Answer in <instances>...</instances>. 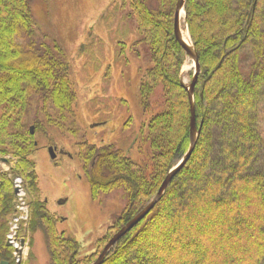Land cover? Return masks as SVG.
<instances>
[{
	"label": "trees",
	"instance_id": "1",
	"mask_svg": "<svg viewBox=\"0 0 264 264\" xmlns=\"http://www.w3.org/2000/svg\"><path fill=\"white\" fill-rule=\"evenodd\" d=\"M34 2L0 0V157L12 164L0 169V263L14 257L7 244L17 211L14 178L35 189L36 135L49 127L63 131L78 100L70 61L44 40ZM122 2L149 60L139 88L147 117L137 145L142 158L89 138L79 143L78 156L94 190L127 193L119 220L125 224L188 151L191 103L182 79L187 53L174 32L178 0ZM184 25L201 64L194 90L197 144L155 207L102 264H264V0H187ZM156 89L158 107L151 100ZM44 202L31 200L30 227L44 230L50 264H93L98 256L79 259L77 240L56 229Z\"/></svg>",
	"mask_w": 264,
	"mask_h": 264
},
{
	"label": "rangeland",
	"instance_id": "2",
	"mask_svg": "<svg viewBox=\"0 0 264 264\" xmlns=\"http://www.w3.org/2000/svg\"><path fill=\"white\" fill-rule=\"evenodd\" d=\"M34 7L44 40L70 61L78 100L76 112L69 115L63 131L49 127L47 134L36 135L39 145L32 155L36 162L35 189L31 191L23 177L14 178L15 186L16 178H20L25 190L24 196L16 194L18 207L13 216L24 217L15 235L26 241L21 264H50L44 230L30 227L33 199L45 200L46 209L55 216L56 229L77 240L79 259L92 260L124 225L119 220L129 205V196L122 188H92L78 156L79 143L85 138L99 139L103 144L123 148L136 161L141 160L137 145L142 143L139 134L147 117L141 108L139 88L141 74L149 65L148 55L137 43L135 21L128 16L129 7L122 0H35ZM235 7L238 9V2ZM184 21L185 14L182 25L187 29ZM193 74L194 62L187 56L182 67L186 85ZM159 89L151 98L155 107L162 103ZM99 106L105 111L94 112ZM105 119V127L98 125ZM73 127L79 131L72 132ZM215 132L213 129L210 134L212 143L217 138ZM49 138L57 143L55 158L51 157L49 146L56 145ZM2 158L8 159L0 157V169L9 171L12 164ZM12 219L7 239L15 232ZM10 246L14 257L9 264H18L14 246Z\"/></svg>",
	"mask_w": 264,
	"mask_h": 264
},
{
	"label": "water",
	"instance_id": "3",
	"mask_svg": "<svg viewBox=\"0 0 264 264\" xmlns=\"http://www.w3.org/2000/svg\"><path fill=\"white\" fill-rule=\"evenodd\" d=\"M187 0H178L176 4V10H175V18H174V32L175 36L178 40V42L183 46L185 49L187 56L193 60L194 62V74L192 77V80L189 84L186 85V89L189 93L190 98V127H191V135H190V147L186 154L182 157V159L168 172L167 176L164 178L157 194L152 199V201L144 207L138 214H136L133 218H131L129 221H127L118 231H116L112 237L109 239L107 244L104 246L103 250L97 257L96 261L93 264H102L106 255L109 253L111 248L114 246V244L122 237L124 236L129 230H131L136 224H138L145 216L155 207L157 202L161 199L163 196L169 182L172 180V178L186 165L188 162L190 156L192 155L195 146L198 141L200 129L197 127L196 124V110H195V104H194V90L195 85L198 80L199 73L201 71V64L199 61V57L197 54V51L194 46V50L192 51L187 41L184 39L182 30H181V15L184 11L185 14V5ZM31 132H34V126L31 127ZM49 152L52 158H55L57 156L56 148L54 146L49 147ZM3 161H8L7 158H2ZM18 192V188H15V193ZM8 245H11L10 241H7ZM22 244H24V239H22ZM0 264H9V261L3 260ZM18 264H21L19 261Z\"/></svg>",
	"mask_w": 264,
	"mask_h": 264
},
{
	"label": "built area",
	"instance_id": "4",
	"mask_svg": "<svg viewBox=\"0 0 264 264\" xmlns=\"http://www.w3.org/2000/svg\"><path fill=\"white\" fill-rule=\"evenodd\" d=\"M16 188H18V196H24L25 195V190L23 188V182L20 178H16ZM21 198V197H20ZM22 199V198H21ZM20 203V202H19ZM18 205L16 204V209H17ZM20 209H23L21 207H19ZM20 216V215H19ZM15 216L12 219V224H13V229H15V232L12 233L11 235L8 236V240L11 242V244L14 246L15 251H16V256H17V260L18 262L21 260L22 258V254L24 252V245L21 242V238H18V236H15L17 234V230H19L20 225H21V219L23 220L24 217L23 216Z\"/></svg>",
	"mask_w": 264,
	"mask_h": 264
},
{
	"label": "bare ground",
	"instance_id": "5",
	"mask_svg": "<svg viewBox=\"0 0 264 264\" xmlns=\"http://www.w3.org/2000/svg\"><path fill=\"white\" fill-rule=\"evenodd\" d=\"M183 20H184V11L182 12V15H181V22H183ZM181 30H182V34H183L184 39L187 41L191 50L193 51L194 50V43L191 39L189 31L186 28H184L182 24H181Z\"/></svg>",
	"mask_w": 264,
	"mask_h": 264
},
{
	"label": "flooded vegetation",
	"instance_id": "6",
	"mask_svg": "<svg viewBox=\"0 0 264 264\" xmlns=\"http://www.w3.org/2000/svg\"><path fill=\"white\" fill-rule=\"evenodd\" d=\"M101 125V124H100ZM55 148L57 147V146H54ZM56 150H57V148H56ZM61 152H65L64 150H60ZM68 155H70V154H68ZM71 157H72V155H70ZM82 164V163H81ZM83 165V164H82ZM84 166V165H83Z\"/></svg>",
	"mask_w": 264,
	"mask_h": 264
}]
</instances>
